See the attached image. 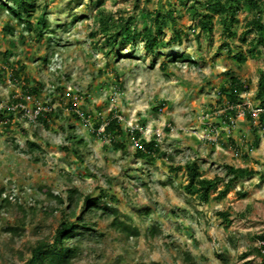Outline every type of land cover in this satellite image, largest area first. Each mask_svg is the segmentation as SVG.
<instances>
[{
    "label": "rangeland",
    "instance_id": "1",
    "mask_svg": "<svg viewBox=\"0 0 264 264\" xmlns=\"http://www.w3.org/2000/svg\"><path fill=\"white\" fill-rule=\"evenodd\" d=\"M185 2L102 0L97 5L95 0H37L32 20L36 22L45 10L48 23L42 37L35 29L24 30L0 5V106L22 95V81L29 78L38 80L41 89L28 106L49 104L55 109L49 128L19 117L20 129L0 117L1 264H25L36 240L53 239L65 206L62 202L71 188L83 196L113 192L102 200L110 204L116 196L115 206L123 219L140 229L138 237L126 238L111 227V219L91 218L81 199L78 213L83 207V216L91 218L94 230L69 242L80 245L75 264H264L254 251L264 244V126L256 117L252 125L245 114L230 131L224 116L216 115L228 101L224 94L220 97L226 100H219L218 94L228 81L226 70L248 85L237 110L248 113L261 107L257 90L264 71V48L260 45L261 56L248 54V42L255 34H243L245 9L237 14L233 39L225 34L219 15L214 16L211 33L196 26V37L192 30L200 19L196 10L204 8L189 10L193 0ZM156 8L172 9L174 24L188 31L181 45L154 53L144 49L140 38L133 45L119 38L111 48L104 33L91 36L100 28L97 19L102 12L137 16V28L142 31L151 23L145 10ZM10 21L13 34L4 29ZM165 30L159 39L169 40L170 27ZM224 42L228 45L221 49ZM241 51L244 60L237 54ZM174 54H187L196 63L173 62ZM164 61L171 62L166 71L160 66ZM14 69L20 79H14ZM73 109L83 112L82 120L72 115ZM207 112L211 115L202 120ZM111 114L119 115L128 130L142 129L147 140L157 138L160 151L155 161L138 158L130 141L126 151L113 150L97 134L102 126L94 132V123ZM253 126L258 128L257 135ZM214 127L217 134L210 130ZM74 135L84 138V144L77 146ZM30 141L39 148L31 151ZM189 161H196L205 177L220 175L224 182L229 178L227 164L252 167L256 172L218 198L221 182L210 200L203 202L186 189ZM178 166L184 168L172 169ZM241 188L247 192L245 197L239 195ZM222 210H229L230 222L220 215ZM22 219L21 235L7 232ZM248 250L250 255L243 256Z\"/></svg>",
    "mask_w": 264,
    "mask_h": 264
},
{
    "label": "trees",
    "instance_id": "2",
    "mask_svg": "<svg viewBox=\"0 0 264 264\" xmlns=\"http://www.w3.org/2000/svg\"><path fill=\"white\" fill-rule=\"evenodd\" d=\"M1 1V0H0ZM98 5L102 0H95ZM185 0H182V4H186ZM0 5L12 14V20L16 21L18 25L22 26L26 31H32L35 29L37 36L42 37L45 27H48L46 21L45 10H43L37 17L36 22L32 20L34 17V12L36 11L38 4L37 0H7V2H0ZM203 7V11H197L200 15V19L197 25L192 28L193 33L196 37L199 38V32L196 30V26H200L202 31L211 33L213 31V22L214 16L219 15L223 21L225 34L229 38H234L236 32L233 30V25L238 21L237 14L240 10L245 9L247 12V19L244 23V32L245 36L254 33L255 39L249 40L248 44V54L251 56H261L263 54V49L260 48V45L264 48V1L263 0H193V4L188 6L189 10H194L196 8ZM147 15L151 19L150 24H146L143 30H139L137 24L139 19L137 16L129 15L124 16L121 11L116 13L102 12L97 21L99 22V30L93 31L91 33L92 37H95L99 32L104 33L106 44L113 48L117 43L119 38H122L124 44L130 43L134 44L140 38L144 43V49L154 53H162L167 48L173 46L181 45L184 41V37L188 35V31L185 29L178 28L174 23L175 16L172 9H165V11L159 8L155 10L148 11L145 10ZM144 11V12H145ZM196 12H194L196 14ZM117 14V16L115 15ZM36 24V25H35ZM35 26V27H34ZM170 27L171 36L169 40L159 39V36H164L166 34L165 27ZM4 29L9 33L13 34L15 28L12 26L11 21L4 26ZM156 30V31H155ZM243 37V41L247 38ZM228 45V42H224L221 45V49L225 48ZM10 54V52H7ZM230 54H233L230 50ZM240 60L246 59V55L241 51L237 53ZM187 54H174L172 56V61H177V59H186L196 63L195 60H192ZM41 58L44 61H47V57ZM15 62H18L16 60ZM172 62V63H173ZM171 62H162L160 66L166 71L170 67ZM154 64V62H153ZM22 68L24 65L22 64ZM14 79H20V73L18 69H14L12 73ZM120 74H117L119 76ZM226 75L229 76L228 81L221 86L218 90L219 100L224 101L228 100L234 104L238 101H243V93L248 92V85L230 70H226ZM23 93L22 95L15 96L11 102L6 104V106H0V117L7 119V124L10 125L12 122L17 125L18 128L23 129L22 124L19 120L24 118L22 105H27L28 101L26 99L27 95L34 96L41 89L39 86L41 83L38 80L32 81L29 78H24L23 81ZM224 94L225 98L220 97ZM14 95V94H13ZM257 98L260 100L261 107H264V71L260 74L258 81V90ZM224 99V100H223ZM49 105V104H48ZM158 109V108H156ZM55 109L50 111L42 112L38 115L36 121L43 124L44 127L49 128L50 120L54 115ZM227 112L223 115L217 116H236L237 109H228ZM72 115L82 120V117L77 111L72 110ZM247 119L251 120L252 125L255 120L251 115V112H246ZM258 121L260 122L259 126H264V111L261 112L258 116ZM119 115L111 114L107 120L96 121L94 123V132L105 124L104 130L100 133H97L104 137L105 141H109L110 146L113 150H123L128 149V141L134 144L135 140L139 141L140 145L134 146V153L138 158H144L148 161H155L156 154L160 151V145L157 138H152L147 140L146 136L139 130L131 132L130 129L124 128L121 123ZM72 126V125H71ZM70 127V126H69ZM61 128L66 131L64 126ZM252 130L258 132V128L253 126ZM131 132V136L127 135L128 132ZM127 135V136H126ZM131 137V138H130ZM73 138L76 139L77 146L84 144V138L77 139L74 135ZM259 137H256L255 144L258 145ZM30 150L33 151L35 148H39L38 143L34 141L29 142ZM182 166L172 169H181ZM187 173H188V183L186 185L187 191L195 196L200 197L201 201L208 202L210 200L212 192H214L219 184L222 182L224 184L223 188L218 192V198L225 197L230 188L239 183L242 180H247L256 170L252 167H236L231 164L226 165L227 173L229 178L224 182V178L220 175H215L214 177H205L200 171V165L196 161H189L186 164ZM106 190H101L97 196L87 195L83 196L78 194L76 188H71L67 191L66 200H63L62 203H65V206L61 207V221L56 228L54 237L52 240L48 238H40L32 244L30 248V257L26 260L25 264H75L79 260L81 250L78 243L70 244L69 242L82 235L84 231L94 230L91 225H89V220L93 217H104L106 219H111V227L114 228L117 232L125 236L126 238L138 237L140 235V229L138 226L133 225L128 220L123 219V214L118 207L115 206L118 202L116 196L112 197L110 204H105L103 198L111 195ZM247 192L241 188L239 190V195L245 197ZM114 195V194H113ZM85 203V207L89 210L92 215L88 220L84 218V208L80 209V201ZM220 215L230 222V212L229 210H222ZM21 223L18 226H9L7 232H10L14 235H21L20 230H23L24 219L20 220ZM83 229V230H82ZM252 250H248L243 254V256L250 255ZM258 255L264 258V244L255 248L254 250ZM186 260H190L192 257L189 252L185 254ZM1 264V263H0Z\"/></svg>",
    "mask_w": 264,
    "mask_h": 264
},
{
    "label": "built area",
    "instance_id": "3",
    "mask_svg": "<svg viewBox=\"0 0 264 264\" xmlns=\"http://www.w3.org/2000/svg\"><path fill=\"white\" fill-rule=\"evenodd\" d=\"M31 98H32V95H27L26 96L27 101L30 100ZM225 104H227L226 107L224 109L220 108L221 110H218L216 112V115H223L224 113L227 112L226 110H228V109H238V107H239V105L237 103L234 104V103H232L230 101H227ZM225 104H223V105H225ZM21 106H22V108L24 110L22 116L24 118H30V119H34V120L37 119L38 115L41 114L42 112L50 111V110L53 109V107L51 105H34V107H29L28 104L27 105H22L21 104ZM249 111L251 112V115L253 117L258 118L259 114L264 111V107L251 108ZM78 113H79V115L83 116V112L82 113L78 112ZM245 114H246L245 111L243 113H241L240 111L237 110V115L236 116H233V115H230L228 117L226 116V118H225L226 119V127L231 131L232 128L237 124L236 119L238 117L242 116V115H245ZM210 115L211 114L209 112H207V113L204 114V116H202L201 119L202 120L203 119L206 120V119L209 118ZM104 126H105V124H102V131L104 130ZM129 129H130L131 132L135 131L136 129H139L143 133V130L140 129V128H135V127L132 126ZM210 130H211V132H214V134L218 133V130L215 127L211 128ZM212 138H214V137H212ZM134 143H135V145H140L138 140H135Z\"/></svg>",
    "mask_w": 264,
    "mask_h": 264
}]
</instances>
